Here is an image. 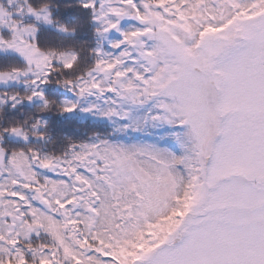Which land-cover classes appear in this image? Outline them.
Masks as SVG:
<instances>
[{"label": "snow or ice", "instance_id": "6c2138e0", "mask_svg": "<svg viewBox=\"0 0 264 264\" xmlns=\"http://www.w3.org/2000/svg\"><path fill=\"white\" fill-rule=\"evenodd\" d=\"M0 264H264V0H0Z\"/></svg>", "mask_w": 264, "mask_h": 264}]
</instances>
